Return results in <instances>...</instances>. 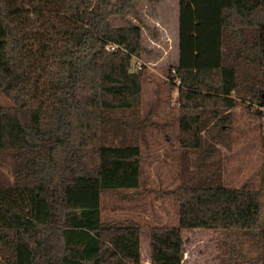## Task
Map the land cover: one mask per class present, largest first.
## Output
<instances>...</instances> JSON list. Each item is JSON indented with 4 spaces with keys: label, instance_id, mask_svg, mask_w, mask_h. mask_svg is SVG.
Instances as JSON below:
<instances>
[{
    "label": "trees",
    "instance_id": "trees-1",
    "mask_svg": "<svg viewBox=\"0 0 264 264\" xmlns=\"http://www.w3.org/2000/svg\"><path fill=\"white\" fill-rule=\"evenodd\" d=\"M137 1L0 0V93L11 103L0 106V160L13 174L0 180V264H143L141 224L103 221L101 209L103 193L143 180L144 76L132 71L142 27L111 24ZM178 29L180 141L198 151L221 113L247 104L264 116V0H179ZM231 128L227 114L208 132L222 140ZM200 173L176 190L179 224L147 229L151 264H183L194 229L221 231L220 264H264L261 191Z\"/></svg>",
    "mask_w": 264,
    "mask_h": 264
},
{
    "label": "rangeland",
    "instance_id": "rangeland-1",
    "mask_svg": "<svg viewBox=\"0 0 264 264\" xmlns=\"http://www.w3.org/2000/svg\"><path fill=\"white\" fill-rule=\"evenodd\" d=\"M178 17L179 0H138L135 10L124 17L111 18L115 27L125 26L127 22L142 27L144 51L140 57L133 58V62L138 59L142 63L137 71L142 69L144 76L142 101L136 115L141 127L134 132L142 150L143 180L138 190L103 193L102 220L131 219L140 223L144 231V253L150 248L147 237L150 226L179 224L176 190L192 172L217 173L226 186H247L261 191L264 224V116L252 117L247 104H241L221 113L205 127L202 134L206 144L202 150L182 147L181 102L177 88L180 80L175 71H171L179 63ZM10 105L8 98L0 93V106ZM227 114L231 115L232 128L223 133L222 140L214 139L208 131ZM214 132L218 134L219 127ZM214 149L216 152L212 153ZM11 165L10 159L0 160L3 183L13 181ZM182 237L185 243L183 264H220V230H185ZM244 250L252 255L257 253L248 243ZM142 261L148 264L145 256Z\"/></svg>",
    "mask_w": 264,
    "mask_h": 264
},
{
    "label": "built area",
    "instance_id": "built-area-1",
    "mask_svg": "<svg viewBox=\"0 0 264 264\" xmlns=\"http://www.w3.org/2000/svg\"><path fill=\"white\" fill-rule=\"evenodd\" d=\"M118 47H119L118 45L109 44L107 46V49L108 50H114V49H116ZM141 67H142V63L138 59H136L135 63L132 61V71H137Z\"/></svg>",
    "mask_w": 264,
    "mask_h": 264
},
{
    "label": "crops",
    "instance_id": "crops-1",
    "mask_svg": "<svg viewBox=\"0 0 264 264\" xmlns=\"http://www.w3.org/2000/svg\"><path fill=\"white\" fill-rule=\"evenodd\" d=\"M141 254H142V260H143V258L145 256L146 261L151 264L150 248H149V250L147 249V251L144 253V249H143V235L141 237Z\"/></svg>",
    "mask_w": 264,
    "mask_h": 264
}]
</instances>
